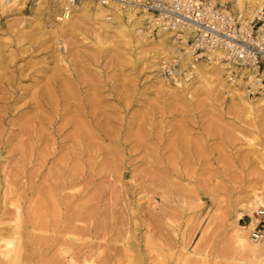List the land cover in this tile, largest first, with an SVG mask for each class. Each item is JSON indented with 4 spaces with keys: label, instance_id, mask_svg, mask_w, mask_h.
I'll use <instances>...</instances> for the list:
<instances>
[{
    "label": "rangeland",
    "instance_id": "1",
    "mask_svg": "<svg viewBox=\"0 0 264 264\" xmlns=\"http://www.w3.org/2000/svg\"><path fill=\"white\" fill-rule=\"evenodd\" d=\"M219 1L238 9L237 0ZM79 7L56 26V8L45 0L0 2V115L12 121L3 127L18 134L23 119L16 109L30 99L5 111L8 81L20 93L33 92L48 77L68 71L85 84L104 86L101 107L112 121L108 131L131 137V144L144 138L145 145L133 153L135 165L118 166L127 173L121 181L115 178L120 172L105 171L116 158L107 153L113 145L109 140L97 139L104 146L98 157L84 155L95 179L78 201L100 206L90 208L97 217L89 215V231L78 229L85 226L81 221L70 223L64 207L41 205L43 184L23 194V157L14 150L23 135L4 145L2 137L0 264H264V255L241 253L234 241L239 229L253 245L264 246L250 239L253 224L246 226L264 202V92L248 96L238 88L245 98L235 99V87L224 75L221 81L217 71L199 63L190 78L170 81L159 73L158 60L180 49L173 52L168 38L145 29L138 11L128 17L127 11L95 1ZM39 142L37 152L45 151V142ZM159 143L186 150L197 146L202 156L199 163L184 157L161 172L141 162L157 158L151 151ZM210 149L217 160L211 166L205 162ZM38 162L27 173L36 171ZM51 162L41 168L43 177L53 175ZM36 179L43 183L42 176ZM83 187L75 185L73 192ZM77 208L71 211L74 218Z\"/></svg>",
    "mask_w": 264,
    "mask_h": 264
},
{
    "label": "bare ground",
    "instance_id": "2",
    "mask_svg": "<svg viewBox=\"0 0 264 264\" xmlns=\"http://www.w3.org/2000/svg\"><path fill=\"white\" fill-rule=\"evenodd\" d=\"M259 1L260 0H237V6L240 11H243L244 13H251ZM79 8L82 9L81 7ZM55 10L57 11V9ZM118 10L122 13L127 11L125 13H127L128 17L134 16V11H137L136 9L123 10L120 8H118ZM57 14H55L53 18L55 22L54 24H56V26H58L57 21L63 20V17L56 16ZM148 31L153 32L151 30ZM157 32L160 36L168 38L173 52H178V46H176L174 43L176 41L174 39V41L170 40V33L160 29H157ZM186 60L189 61L188 55L186 56ZM204 62L205 60H202L198 63L199 65L205 64L206 66H210L209 68L218 72L221 81H224V79L221 77L223 71L217 62L211 60L206 61L208 63ZM198 63L194 65L193 69L198 68ZM13 85L11 81H8L7 86L3 87V89H6L7 93L9 94H7L8 96L3 97V99H5V104L3 106L5 111H13L11 110L13 104L18 103L29 96L30 99L26 101L24 105L16 109L17 113L15 115L20 119H23L21 123H18L19 127L16 128L18 134H14L13 130L10 132L5 130L3 127L5 126L4 124L9 125L12 121H6L5 118L0 115V144L2 137H5L4 142L2 143L4 145L7 144L11 139L16 138L19 134L23 135L24 139L20 140L14 149L15 151H19L23 157V164L20 166V170H22L21 172L23 173L25 172L26 176L23 174L22 175L27 178L26 182L23 180L25 182V184H23L24 187L22 186L24 189L23 194H27L25 191L27 188L34 190L38 188L39 184H43V188H38L39 193H41L40 195H42L41 205L45 206V203L52 202L53 206L56 207V209L58 208L57 211L64 207L63 210L67 212L65 218H67L70 223L74 220L81 221L85 224V226L83 225L82 227L80 225L81 227L79 226L78 229L81 228L83 230L91 231L92 226L87 222H89V215L94 216L95 213L94 215H91L89 214V211L90 208H96V205L90 207V200L82 202L78 201V199H80L82 195L87 192L88 185L95 179V174L93 173L92 168L87 166L88 160L84 158V155L94 152L96 153V157H98L100 155V151L104 150V146L101 142L97 141V139L109 140L113 145L107 153L115 155L116 158L110 160L105 171L107 172V175L109 174L112 176L120 172L115 178L118 181H121L124 177H126L127 173L126 171L123 172L124 169L119 171L118 166L122 165V167L128 168L127 164L130 166L136 164V157L133 153L135 150H137V148L145 145L144 138H142V140L138 143L134 141V144H131L129 142L131 137L127 136L124 138L121 136H116L115 132L108 131L107 125L112 121L107 120L106 116L109 112L106 110L104 112L102 110L103 107H101V103L106 101L103 98V91H101L102 87L104 86L99 84H85L84 81L74 72L69 73L68 71H65L63 73H59L58 75L48 77L46 83L37 87V89L33 92H30V89H25L24 92L20 93L18 88ZM34 86H38V83H36ZM239 91L240 90L235 87V90H233L234 97L235 99L241 100L245 97L243 93H239ZM29 113L33 114L27 117ZM39 141L41 143L45 142V151L37 152ZM3 145H0V151L3 149ZM154 151L157 153L156 159L151 160L145 157L143 158L144 160H141V162H145L149 164L150 167H154L156 170L161 172V169H166L167 171L168 168L170 169V166L172 168V165H179L180 161L184 157H187L189 160L192 159L193 163H199V158L202 156V153L197 146L193 147V149L186 150L184 147L175 146L171 148L169 144L159 143V146H157L156 149H153L151 153ZM209 152L210 155L207 157L205 162H209L207 164L210 165L215 162L216 158L214 157L213 149H210ZM62 153L63 155L57 158V156ZM167 154H174V158L167 156ZM50 155H54V161L52 162L51 159L49 160ZM37 161H39V168L36 169V171L27 173L29 168L28 166L34 165V163ZM48 162H51V167L50 165L47 166L50 167L48 170L50 172L53 169L55 170L53 171V175L48 174L47 177H43L41 168H43L46 163L49 164ZM149 174L152 177L154 176L155 181H163L161 176H157V174L152 173ZM41 176L43 178V183H39V180L36 179L40 178ZM78 184H83L84 187L82 190L75 193L73 192V188ZM11 188L8 195H12L14 192ZM17 190V194L22 193H19V189ZM100 199L101 198H99V202ZM54 207L51 208L53 209ZM75 207L79 208H77L79 211H76L77 218H74L73 213H71ZM98 208H100V206L96 209ZM34 225L36 226V224ZM38 225L39 224H37V226ZM234 241L241 253H245L253 257L264 255V246L253 245L249 241L246 233L240 231L239 229H236L235 231ZM8 244H10V242ZM4 254L7 253L5 252Z\"/></svg>",
    "mask_w": 264,
    "mask_h": 264
},
{
    "label": "built area",
    "instance_id": "3",
    "mask_svg": "<svg viewBox=\"0 0 264 264\" xmlns=\"http://www.w3.org/2000/svg\"><path fill=\"white\" fill-rule=\"evenodd\" d=\"M9 1V0H0ZM56 16L73 13L79 5L95 1L109 7L136 9L145 29L168 32L179 53L161 55L159 73L170 81L188 79L199 61H215L230 86L248 96L264 92V0L251 13L219 0H45ZM1 17V15H0ZM189 56V61L186 56ZM248 217L249 237L264 244V202Z\"/></svg>",
    "mask_w": 264,
    "mask_h": 264
}]
</instances>
